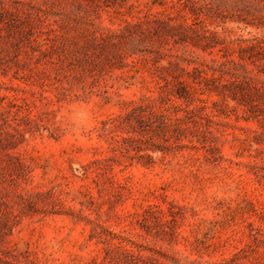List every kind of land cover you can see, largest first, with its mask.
Masks as SVG:
<instances>
[{"label": "rangeland", "instance_id": "rangeland-1", "mask_svg": "<svg viewBox=\"0 0 264 264\" xmlns=\"http://www.w3.org/2000/svg\"><path fill=\"white\" fill-rule=\"evenodd\" d=\"M0 264H264V0H0Z\"/></svg>", "mask_w": 264, "mask_h": 264}, {"label": "clouds", "instance_id": "clouds-1", "mask_svg": "<svg viewBox=\"0 0 264 264\" xmlns=\"http://www.w3.org/2000/svg\"><path fill=\"white\" fill-rule=\"evenodd\" d=\"M84 115H86V114H84Z\"/></svg>", "mask_w": 264, "mask_h": 264}]
</instances>
